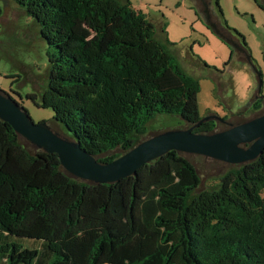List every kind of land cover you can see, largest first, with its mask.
<instances>
[{
	"label": "trees",
	"instance_id": "obj_1",
	"mask_svg": "<svg viewBox=\"0 0 264 264\" xmlns=\"http://www.w3.org/2000/svg\"><path fill=\"white\" fill-rule=\"evenodd\" d=\"M15 1L53 47L47 88L27 98L51 108L63 136L100 162L133 148L159 114L191 126L203 118L200 79L175 54L178 44L167 33L158 36L157 25L129 0ZM216 4L225 24L215 30L235 43L227 63L238 49L254 60ZM194 131L220 129L209 120ZM201 182L195 164L177 150L114 183L82 181L58 154L0 118V264H264V153L207 190Z\"/></svg>",
	"mask_w": 264,
	"mask_h": 264
},
{
	"label": "rangeland",
	"instance_id": "obj_2",
	"mask_svg": "<svg viewBox=\"0 0 264 264\" xmlns=\"http://www.w3.org/2000/svg\"><path fill=\"white\" fill-rule=\"evenodd\" d=\"M132 6L145 13L157 25V34L166 36L177 43L174 49L184 68L200 79L199 108L202 117L216 113L227 114L224 110L237 113L251 100L248 83L257 85L258 75L254 68L264 72V4L262 0H219L224 17L231 28L238 30L252 50L250 63L241 67L242 61L234 56L228 64L231 50L235 45L222 38L209 23L197 0H129ZM211 1V9L221 25L225 22L217 7ZM163 26L165 34L161 31ZM53 47L41 34L40 24L15 0H0V90L11 95L31 115L36 123L47 122L62 135L65 127L55 121L51 108L38 107L28 94L41 95L48 86L49 52ZM206 62L211 67L198 60ZM201 63L202 65H198ZM254 67V68H253ZM224 73L215 75L214 71ZM216 77H215V76ZM264 80V74H263ZM226 83L224 95L219 90V82ZM262 94L264 96V85ZM40 99V97H39ZM254 102V98L251 103ZM250 103V104H251ZM230 113V112H229ZM259 114V113H258ZM253 108L244 109L240 114H228L231 121L248 120L258 115ZM223 117V115L221 116ZM225 117V116H224ZM218 129L227 124L217 121ZM190 123L180 116L159 114L150 123L149 132L140 137L143 141L162 131L189 128ZM67 133V131H66ZM110 153H123L116 149ZM195 164L202 182L200 190H207L216 184L219 177L237 165L198 154H186ZM34 240L24 239L25 247L32 248ZM35 246L39 247V243Z\"/></svg>",
	"mask_w": 264,
	"mask_h": 264
},
{
	"label": "water",
	"instance_id": "obj_3",
	"mask_svg": "<svg viewBox=\"0 0 264 264\" xmlns=\"http://www.w3.org/2000/svg\"><path fill=\"white\" fill-rule=\"evenodd\" d=\"M257 73L258 91L260 97L264 98L261 94L263 74ZM0 118L37 148L58 154L61 165L71 176L91 183L109 184L136 175L144 164L172 150L203 155L233 165L252 162L264 153V112L239 124L229 123L218 114L206 115L189 128L165 130L140 141L109 163L100 162L80 142L55 132L47 122L36 123L17 100L1 90ZM209 120L225 122L230 126L214 133L194 131Z\"/></svg>",
	"mask_w": 264,
	"mask_h": 264
},
{
	"label": "crops",
	"instance_id": "obj_4",
	"mask_svg": "<svg viewBox=\"0 0 264 264\" xmlns=\"http://www.w3.org/2000/svg\"><path fill=\"white\" fill-rule=\"evenodd\" d=\"M263 1V4H264V0H262ZM197 3H198V5H199V7L202 9V11L201 12H203V14H205V16H206V12H205V7H206V5H205V3H207L208 4V7H209V9H210V11H211V13L213 14V12H212V9H211V1L210 0H197ZM214 15V14H213ZM214 17L216 18V16L214 15ZM218 20V19H217ZM219 22V21H218ZM220 23V22H219ZM221 24V23H220ZM161 28H162V25L160 26ZM240 39V38H239ZM251 47V46H250ZM235 58L237 59V60H240V61H242L243 63H242V65H241V67L242 68H244L245 66H246V64L245 63H250L251 62V60H250V58L248 57V55H247V52L245 51V50H243V49H238V51H237V53L235 54ZM198 65H202L201 63H198ZM254 68V67H253ZM254 70L256 71V73H257V69L256 68H254ZM215 72V75H217V74H221V73H224V72H221V71H219V70H215L214 71ZM261 72H262V74H264V72H263V70L261 69ZM214 75V76H215ZM257 75H258V73H257ZM216 77V76H215ZM258 79H259V76H258ZM219 82V87H218V90H219V92L222 94V95H224V92H225V87H226V83H224L223 81H218ZM258 87H259V83H258V86L257 85H252V83L250 82V83H248V90L251 92V100H250V103H251V101H252V99L254 98V102H252L251 104L249 103V108H247V106H245V107H242L241 109H239V111L237 112V113H233L232 111H227V110H224L227 114H225L224 115V113H222V115H223V117L225 116H227L228 114H241L242 112H243V110L244 109H246V110H249L250 108H253V110H254V112H257V114L259 113V112H261V111H263L264 110V100H262L261 99V97L260 96H258V94H259V91H258ZM262 94V93H261ZM260 100H262V101H260ZM256 102H262V107H261V109L260 110H255V108H254V106H255V104H256ZM230 112V113H229ZM212 114H216V113H212ZM208 115H210V114H208ZM219 115V114H218ZM221 115V116H222ZM227 118V117H226Z\"/></svg>",
	"mask_w": 264,
	"mask_h": 264
},
{
	"label": "flooded vegetation",
	"instance_id": "obj_5",
	"mask_svg": "<svg viewBox=\"0 0 264 264\" xmlns=\"http://www.w3.org/2000/svg\"><path fill=\"white\" fill-rule=\"evenodd\" d=\"M205 5H206V7H205L206 17H207V20L209 21V23H211L216 30H219V31L222 30V31H224L223 28L221 27V24L218 22L217 18H215L214 15L211 13V11H210V9L208 7V4L205 3ZM227 38L231 42V39L232 38L228 34H227ZM233 44L235 45V43H233ZM258 96H260V94H258ZM261 99L264 100V98H261ZM226 120L229 123H232V124H239V123H242V122L246 121V120L231 121V120H228V119H226ZM223 123H225V122H223ZM225 124H227V123H225ZM226 126L229 127L230 125L227 124Z\"/></svg>",
	"mask_w": 264,
	"mask_h": 264
},
{
	"label": "clouds",
	"instance_id": "obj_6",
	"mask_svg": "<svg viewBox=\"0 0 264 264\" xmlns=\"http://www.w3.org/2000/svg\"><path fill=\"white\" fill-rule=\"evenodd\" d=\"M256 117V116H255Z\"/></svg>",
	"mask_w": 264,
	"mask_h": 264
}]
</instances>
